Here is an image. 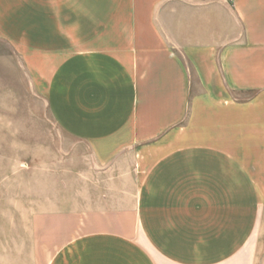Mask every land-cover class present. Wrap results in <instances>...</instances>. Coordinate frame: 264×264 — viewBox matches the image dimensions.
I'll list each match as a JSON object with an SVG mask.
<instances>
[{"label": "crops", "instance_id": "0c3cea01", "mask_svg": "<svg viewBox=\"0 0 264 264\" xmlns=\"http://www.w3.org/2000/svg\"><path fill=\"white\" fill-rule=\"evenodd\" d=\"M0 41L92 158L0 178V264H254L264 0H0Z\"/></svg>", "mask_w": 264, "mask_h": 264}, {"label": "rangeland", "instance_id": "374dc122", "mask_svg": "<svg viewBox=\"0 0 264 264\" xmlns=\"http://www.w3.org/2000/svg\"><path fill=\"white\" fill-rule=\"evenodd\" d=\"M91 162L87 145L62 134L45 97L30 90L22 58L0 41V178L8 176L11 189L17 188L18 180L30 188L39 170L54 175L59 185L66 171L72 174L73 194L79 202L81 174ZM26 200L29 203L32 196ZM259 241L254 264H264V236Z\"/></svg>", "mask_w": 264, "mask_h": 264}]
</instances>
